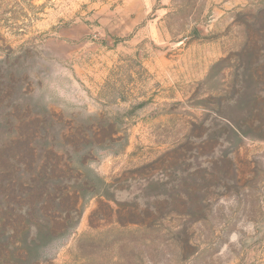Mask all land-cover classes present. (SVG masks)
<instances>
[{
    "label": "rangeland",
    "instance_id": "374dc122",
    "mask_svg": "<svg viewBox=\"0 0 264 264\" xmlns=\"http://www.w3.org/2000/svg\"><path fill=\"white\" fill-rule=\"evenodd\" d=\"M2 199L32 264H264V0H0Z\"/></svg>",
    "mask_w": 264,
    "mask_h": 264
},
{
    "label": "trees",
    "instance_id": "16d2710c",
    "mask_svg": "<svg viewBox=\"0 0 264 264\" xmlns=\"http://www.w3.org/2000/svg\"><path fill=\"white\" fill-rule=\"evenodd\" d=\"M32 151L34 152L35 148ZM37 155L38 153L34 152L35 162L37 161ZM40 171L42 174L44 173L43 166ZM19 180H21V178ZM32 180V182H35L34 179ZM40 184H42L41 181L35 183L34 188L39 189ZM49 184H51V182L47 183V186H49ZM28 186L27 182L21 181V184H19V188L22 189L25 194H27L30 187ZM7 202L9 201L4 199L0 200V264H32L38 259V253L36 251L42 243V236L46 237L49 233L48 231L50 230V224L47 216L45 215V208L44 206L37 208V205L40 203V199H38V201L34 202V205L31 207L32 209L27 214L28 218L26 220V224L31 225L32 222V224L36 227L32 239L29 240L27 230H24L21 236H13L12 239L11 237L5 235V230L9 225H7V222L3 217L5 213L1 211L4 204Z\"/></svg>",
    "mask_w": 264,
    "mask_h": 264
}]
</instances>
